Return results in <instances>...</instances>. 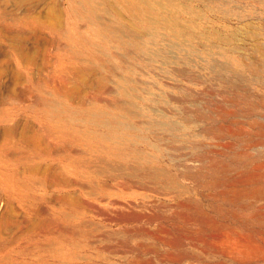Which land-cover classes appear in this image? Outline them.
I'll return each instance as SVG.
<instances>
[{"label":"rangeland","instance_id":"1","mask_svg":"<svg viewBox=\"0 0 264 264\" xmlns=\"http://www.w3.org/2000/svg\"><path fill=\"white\" fill-rule=\"evenodd\" d=\"M152 1L0 0V264H264V0Z\"/></svg>","mask_w":264,"mask_h":264},{"label":"bare ground","instance_id":"2","mask_svg":"<svg viewBox=\"0 0 264 264\" xmlns=\"http://www.w3.org/2000/svg\"><path fill=\"white\" fill-rule=\"evenodd\" d=\"M139 1V7H140V9L142 10V11H144V10H146L147 8H151L152 7V4H151V1L152 0H138ZM165 1H167V0H165ZM153 2V1H152ZM168 2V1H167ZM178 2V1H177ZM182 2V1H181ZM158 3V2H157ZM166 3V2H165ZM175 3V2H174ZM159 4V3H158ZM179 4V3H178ZM177 4V5H178ZM160 5V4H159ZM184 5V4H183ZM161 6V5H160ZM163 6V5H162ZM170 7H172L171 5H169ZM174 6V5H173ZM144 7V8H143ZM166 7V6H165ZM179 7V6H178ZM160 8V7H159ZM186 8H187V6H186ZM185 9V8H184ZM166 10V9H165ZM151 11H152V9H151ZM170 11V10H169ZM145 12V11H144ZM167 12V11H166ZM171 12V11H170ZM163 13V12H162ZM164 14V13H163ZM172 14V13H171ZM156 15V14H155ZM160 16V15H159ZM164 17V16H163ZM172 17V16H171ZM170 17V18H171ZM157 19H159V17L157 16ZM164 19V18H163ZM178 19V18H177ZM165 20V19H164ZM173 20V19H172ZM168 21V20H167ZM170 22V21H169ZM172 22V21H171ZM180 22V21H179ZM174 23V22H173ZM176 23V22H175ZM170 24V23H169ZM158 26V25H157ZM183 27V26H182ZM170 30V29H169ZM172 33V32H171ZM175 33V32H174ZM183 33V32H182ZM184 34V33H183ZM182 36V35H181ZM183 39V38H182ZM144 49V48H143ZM130 104V103H129ZM131 105V104H130ZM134 107V106H133ZM131 108V107H130ZM92 109V108H91ZM95 109V108H94ZM127 109H128V107H127ZM131 111V110H130ZM91 112V111H90ZM99 112V111H98ZM97 112V113H98ZM88 113V112H87ZM92 113V112H91ZM101 113V112H100ZM86 114V113H85ZM103 114V113H102ZM100 115V114H99ZM90 116H91V114H90ZM89 116V117H90ZM108 116V115H107ZM113 116V115H112ZM87 118L86 120H83L84 122H86V123H92V120L93 119H91V118ZM106 117V116H105ZM109 118H110V115H109ZM83 119V118H82ZM85 119V118H84ZM96 123H97V120H96ZM73 124V123H72ZM88 125V124H87ZM133 125V124H132ZM73 126H74V124H73ZM90 126H92V124L90 125ZM98 126V125H97ZM120 126L121 127H123V128H126V129H128V128H130L131 127V125H130V123H128V122H125V123H121L120 124ZM98 128V127H97ZM93 130H95V129H93ZM53 131V130H52ZM101 133V132H100ZM99 133V134H100ZM51 134H52V132H51ZM50 134V135H51ZM98 134V133H97ZM109 134V133H108ZM43 135V134H42ZM103 135H105V134H103ZM106 135H107V133H106ZM110 135V134H109ZM58 139V138H57ZM24 140L25 141H27L28 143H29V145H30V147L32 148L30 151L28 150V152H25L24 153V156H22L21 158L20 157H17V156H15V157H12V158H10V157H7L8 158V160H6V158H5V160H3L2 159V156H6L7 154H8V152H9V150L12 148L13 150H18V149H20L21 148V145L20 144H18V143H13V144H10V143H6V144H3L1 147H0V164L1 163H18L19 164V166H20V164L22 165V164H27V161H29L28 160V157H27V154H33V156H34V154H36V153H39V152H47L49 149H45V148H42L44 145H43V139H42V137H41V133H36L34 136H31V137H29V136H25L24 137ZM43 145V146H42ZM114 145V144H113ZM115 146V145H114ZM113 146V148H115V147H117V146H115L114 147ZM54 148V147H53ZM50 149H51V147H50ZM72 149V148H71ZM111 149V148H110ZM75 150V149H74ZM69 151V150H68ZM116 152H118V151H116ZM41 153H39L38 155H40ZM60 153V152H59ZM62 153H64V152H62ZM73 153V152H72ZM75 153V152H74ZM73 153V154H74ZM51 154H53V153H51ZM68 154H70L69 152H68ZM73 154H72V156H73ZM37 155V154H36ZM37 155V156H38ZM60 154H58V156H59ZM62 155V154H61ZM64 155V154H63ZM29 156V155H28ZM32 156V155H31ZM30 156V157H31ZM41 156V155H40ZM43 156V155H42ZM45 156V155H44ZM51 156V155H50ZM53 156V155H52ZM55 157L57 156V155H54ZM54 156H53V158H54ZM57 156V157H58ZM29 157V158H30ZM36 158V157H35ZM45 158V157H44ZM47 158V157H46ZM50 158H52V157H50ZM61 158H63L62 156H61ZM60 158V159H61ZM30 159H32V158H30ZM67 159H69V158H67ZM71 159V158H70ZM3 160V161H2ZM54 160V159H53ZM59 159H57V161H58ZM63 160V159H62ZM32 161V160H31ZM33 161H37V160H33ZM41 161H43L42 159H41ZM40 161V162H41ZM55 162H56V160H54ZM78 161V160H77ZM79 161H81V160H79ZM87 160H85V162H86ZM51 162H53V161H51ZM50 162V163H51ZM32 163V162H31ZM36 163H38V164H40L38 161L36 162ZM42 163V162H41ZM88 163V162H87ZM29 164V163H28ZM82 165H84L83 163H81ZM86 164V163H85ZM89 165H90V162L88 163ZM88 165V167H90ZM3 166V165H2ZM15 166V165H14ZM17 166V165H16ZM55 166V164H53V167ZM33 167L35 168V167H38L37 165L36 166H34L33 165ZM52 167V168H53ZM114 167H117L115 164H114ZM5 168V167H4ZM19 168H21V167H19ZM46 168V167H45ZM56 169V168H55ZM6 170V169H5ZM17 170H19V169H17ZM50 171H51V169H49ZM54 170V169H53ZM118 170H119V168H118ZM15 171V170H14ZM39 171H41V170H39ZM44 171V170H43ZM50 171H49V173H50ZM56 171V170H55ZM52 172V171H51ZM16 173V172H15ZM100 173H101V171H100ZM121 173V172H120ZM4 174V173H3ZM48 174V173H47ZM46 174V175H47ZM52 174V173H51ZM125 174V173H124ZM123 174V175H124ZM38 175V174H37ZM41 175V174H40ZM50 175V174H49ZM57 175H58V173H57ZM62 175V174H61ZM1 176V175H0ZM14 176V175H13ZM114 176V175H113ZM4 177V176H3ZM116 177H117V175H116ZM30 178H32V177H30ZM39 178V177H38ZM115 178V177H114ZM7 179V178H6ZM18 179V178H17ZM20 179V178H19ZM27 179H29V177H27ZM33 179V178H32ZM59 179H61L60 178V176L58 175V180ZM64 179V178H63ZM70 179V178H69ZM21 180V179H20ZM19 180V181H20ZM30 181H31V179H29ZM34 180V179H33ZM32 180V181H33ZM50 180V179H49ZM55 180V179H54ZM62 180V179H61ZM116 180V179H115ZM18 181V180H17ZM18 181V182H19ZM24 180H22V182H23ZM31 181V182H32ZM35 181V180H34ZM33 181V182H34ZM67 181V183H68V180H66ZM18 182H17V184H18ZM27 182V181H26ZM50 182V181H49ZM49 182H47L48 184H49ZM61 182V181H60ZM65 182V181H64ZM25 183V182H24ZM28 184V183H27ZM31 184V183H30ZM37 184H39L38 182H37ZM53 184V183H52ZM4 185V184H3ZM23 185V184H22ZM130 185V184H129ZM24 186V185H23ZM26 186V185H25ZM85 186V185H84ZM34 187V186H33ZM32 188V187H31ZM32 189H34V188H32ZM63 196V195H62ZM18 197V196H17ZM20 197V196H19ZM69 197V196H68ZM18 199V198H17ZM64 200H66L67 198L66 197H64L63 198ZM24 200H26V199H24ZM73 200V199H72ZM33 202V201H32ZM35 202V201H34ZM39 202V201H38ZM36 203V202H35ZM114 208V207H113ZM125 208V207H124ZM34 210V209H33ZM37 210V209H36ZM15 247V246H14ZM0 259H1V257H0ZM2 262V261H1Z\"/></svg>","mask_w":264,"mask_h":264}]
</instances>
